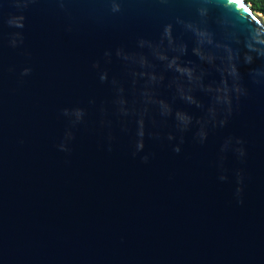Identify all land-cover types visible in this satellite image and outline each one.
<instances>
[{
    "label": "water",
    "instance_id": "95a60500",
    "mask_svg": "<svg viewBox=\"0 0 264 264\" xmlns=\"http://www.w3.org/2000/svg\"><path fill=\"white\" fill-rule=\"evenodd\" d=\"M0 264H264V15L0 0Z\"/></svg>",
    "mask_w": 264,
    "mask_h": 264
},
{
    "label": "trees",
    "instance_id": "16d2710c",
    "mask_svg": "<svg viewBox=\"0 0 264 264\" xmlns=\"http://www.w3.org/2000/svg\"><path fill=\"white\" fill-rule=\"evenodd\" d=\"M252 3L255 10L264 15V0H247Z\"/></svg>",
    "mask_w": 264,
    "mask_h": 264
}]
</instances>
